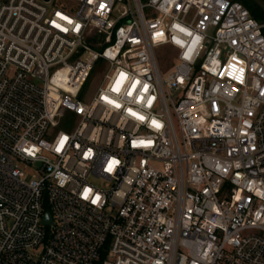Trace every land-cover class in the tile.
Segmentation results:
<instances>
[{
  "label": "built area",
  "instance_id": "2783aa9c",
  "mask_svg": "<svg viewBox=\"0 0 264 264\" xmlns=\"http://www.w3.org/2000/svg\"><path fill=\"white\" fill-rule=\"evenodd\" d=\"M263 28L239 0H0V264H264Z\"/></svg>",
  "mask_w": 264,
  "mask_h": 264
},
{
  "label": "rangeland",
  "instance_id": "374dc122",
  "mask_svg": "<svg viewBox=\"0 0 264 264\" xmlns=\"http://www.w3.org/2000/svg\"><path fill=\"white\" fill-rule=\"evenodd\" d=\"M255 4H257L259 7H261L264 10V0H251ZM102 41V35L97 34L95 31L86 38L87 44H89L91 47H97V43ZM157 57L159 59L160 65H168L170 64V56L167 53V47L166 46H160L156 49ZM97 69V68H96ZM96 69L92 70L91 77L92 75L96 72ZM97 78H100V74H97ZM90 85L89 87L92 88L94 87V82L90 80V78L87 80L85 87L87 85Z\"/></svg>",
  "mask_w": 264,
  "mask_h": 264
},
{
  "label": "snow or ice",
  "instance_id": "6c2138e0",
  "mask_svg": "<svg viewBox=\"0 0 264 264\" xmlns=\"http://www.w3.org/2000/svg\"><path fill=\"white\" fill-rule=\"evenodd\" d=\"M89 2H91V0H89ZM100 7L101 8H104L105 7V5L103 4V3H101V5H100ZM58 15H59V13H58ZM64 19H66V20H68L69 18L68 17H63ZM69 23H71V21L69 20ZM60 25H57V27H59ZM77 27H79V25H77ZM65 31H67V29H64ZM126 74H121V77L123 78L124 76H125ZM236 79H240V77H236ZM122 81H120V80H118L117 81V86L114 88V91H119V85H120V83H121ZM135 87V84H133V88ZM144 89L145 90H147V85H145L144 86ZM129 94H131V93H129ZM105 99H108L107 97H105ZM111 103H115V101H110ZM149 103H151V101L149 100ZM117 107H119V105H117ZM129 111H131V109H129ZM132 115H134V116H138V118L139 119H141V120H143L144 119V117L143 116H139L137 113H135V112H133L132 113ZM153 124L155 125V126H157V127H159L160 125H159V123L158 122H156V121H153ZM67 139V137H64V138H62V140H61V144H63V142H64V140H66ZM140 143L141 144H150L151 143V141H140ZM88 153H86V155H87ZM114 163H116V161H112L110 164H109V171H111V168H112V164H114ZM91 190L90 189H85V192H84V195H85V197H87V195H88V193L90 192ZM96 199H99V196L97 195V197H96ZM95 202V201H94Z\"/></svg>",
  "mask_w": 264,
  "mask_h": 264
},
{
  "label": "trees",
  "instance_id": "16d2710c",
  "mask_svg": "<svg viewBox=\"0 0 264 264\" xmlns=\"http://www.w3.org/2000/svg\"><path fill=\"white\" fill-rule=\"evenodd\" d=\"M247 9L249 10L250 14L259 20L260 22H264V10L259 7L257 4H255L251 0H239ZM264 33V28H263Z\"/></svg>",
  "mask_w": 264,
  "mask_h": 264
},
{
  "label": "water",
  "instance_id": "95a60500",
  "mask_svg": "<svg viewBox=\"0 0 264 264\" xmlns=\"http://www.w3.org/2000/svg\"><path fill=\"white\" fill-rule=\"evenodd\" d=\"M42 222H44V223L50 222V214H49V212H45Z\"/></svg>",
  "mask_w": 264,
  "mask_h": 264
}]
</instances>
